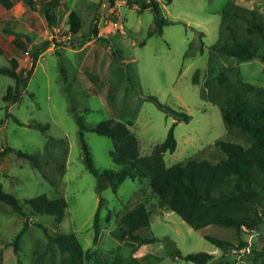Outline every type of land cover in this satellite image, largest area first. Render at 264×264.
<instances>
[{"label": "rangeland", "instance_id": "374dc122", "mask_svg": "<svg viewBox=\"0 0 264 264\" xmlns=\"http://www.w3.org/2000/svg\"><path fill=\"white\" fill-rule=\"evenodd\" d=\"M158 2L168 23L161 34L152 36H147L153 25L152 11L129 6L125 0H34L32 5L14 0L11 8L0 5V66H10L9 60L15 58L18 71L32 69L18 99L11 103L3 100V94L8 85L14 84V78L0 74L2 188L19 200L39 194L49 198L61 195L66 200L62 216L33 212L29 204L24 205L29 225L17 241V253L13 241L26 216L0 201V264H61L64 254L54 243L46 246V236L37 224L48 227L53 234L74 233L82 248L91 250L86 264L102 260L118 264H192L171 257L168 249L173 247L165 246V238L174 241L183 254L213 253L210 264H264V217L257 229H244L247 245L224 251L205 239L204 234L226 238L236 245L235 228L211 224L194 229L177 213L158 204L146 176L125 178L114 192L107 180L99 185L97 177L84 165L76 116L86 127L106 118L127 123L142 155L163 141L174 123L176 148L164 152L167 166L187 159H207L212 163L223 159V151L214 144L219 138L247 145V134L239 128L225 132L219 106L203 97L201 89L206 76L213 74V86L206 89L212 98L229 100L237 91L243 99L264 100V91L240 85L249 82L264 87L263 36L248 34L238 18L239 35L252 41L257 56L238 61L210 52L221 27V11L229 2L244 11L257 12L264 28V0ZM45 6L54 14L52 23L45 18ZM70 10L77 11L80 17L77 32L69 29ZM198 31L203 34L200 36ZM221 36L225 37L226 32L222 31ZM102 38L115 43L119 61ZM195 70L198 83L192 82ZM221 70L225 74L219 81ZM149 94L188 113L190 119L176 121L166 115L145 98ZM42 124L48 127L42 129ZM83 138L96 167L118 168L110 157L112 141L108 136L85 129ZM7 146L37 153V167L6 150ZM99 199L100 228L93 242V216ZM139 203L148 208L150 224L136 232L142 237L155 236L156 240L141 245L133 239L119 240L111 234L119 215Z\"/></svg>", "mask_w": 264, "mask_h": 264}, {"label": "trees", "instance_id": "16d2710c", "mask_svg": "<svg viewBox=\"0 0 264 264\" xmlns=\"http://www.w3.org/2000/svg\"><path fill=\"white\" fill-rule=\"evenodd\" d=\"M29 5L34 0H25ZM113 3V0H110ZM169 1V0H167ZM129 6H135L139 10L149 8L153 14V25L147 30V36L161 34L163 26L168 20L162 15L158 0H125ZM14 0H0L4 8H11ZM48 23L54 21V14L48 6L43 8ZM244 23V29L248 34H259L264 37V28L261 16L253 11H244L232 5L230 2L221 11V27L218 38L211 47V53H222L231 56L238 61L251 60L257 56L254 45L249 38L241 37L237 28V19ZM68 25L71 32H77L81 27L79 14L70 10ZM97 35L95 26L92 28ZM222 31L226 36L222 37ZM200 36L202 31H198ZM113 48V55L119 61V52L115 43L109 38H102ZM202 43V39H200ZM199 52H203L200 45ZM36 54L32 56L35 60ZM10 66H0V74H6L14 78V84L7 86L3 100L11 103L18 99L20 88L30 77L32 69L25 73L17 70V61L11 58ZM221 70L217 76L220 81L224 77ZM213 74H208L202 83L201 95L216 103L221 112L225 125V132L234 127L247 134V145L236 141L219 138L215 140V146L223 151L224 158L212 163L207 159H187L184 163L165 164L163 155L165 151H173L176 148V139L173 135V125L169 127L163 141L153 146L149 154L142 155L139 152V144L135 134L127 123L114 118H106L95 126L86 127L79 116H76L79 125V135L84 150L83 160L85 167L97 177L98 184L107 180L111 189L116 192L119 183L125 178L136 179L142 176L148 178L150 190L157 197L158 204L165 209L177 213L189 226L201 229L211 224L233 227L236 230L238 243L226 238L205 233L204 238L216 247L227 251L233 247L236 249L247 245L243 238L244 229H257L263 222L264 211V100L249 101L243 99L237 91L230 99H219L207 94L209 86H213ZM192 82L198 83V70L192 75ZM248 89L264 91V87L256 86L249 82H241ZM219 91L217 88H215ZM211 96V97H210ZM147 100L156 104L166 115H172L176 121H188L190 115L180 109L174 108L160 101L155 95H146ZM19 122L17 118H15ZM46 129L48 124L40 125ZM89 129L101 135L108 136L112 141L110 157L118 165L117 169H100L92 163L90 152L83 138V131ZM47 144L45 145V147ZM6 150L13 151L17 156L24 157L37 167L39 155L29 153L11 146ZM0 201L5 202L14 210L26 216L21 229L17 232L13 241V250L17 253V241L29 225V218L24 205L29 204L33 212L47 213L62 216L66 206L63 196L49 198L46 194L19 200L12 193L6 192L0 182ZM101 199L93 216V242L97 241L100 228ZM150 224V212L148 208L139 203L122 212L117 220V226L111 230V234L119 240L133 239L137 245L154 242L155 236L142 237L136 231ZM43 229L46 236V246L54 243L59 252L64 254L61 264H86L90 258L91 250L82 248L74 233L53 234L48 227L37 224ZM164 244L169 248L171 257L190 261L192 264H210L214 258L213 253L206 251L188 252L183 254L174 241L165 238ZM18 264H22L18 261ZM97 264H118L116 261H99ZM124 264H133L128 261Z\"/></svg>", "mask_w": 264, "mask_h": 264}, {"label": "built area", "instance_id": "2783aa9c", "mask_svg": "<svg viewBox=\"0 0 264 264\" xmlns=\"http://www.w3.org/2000/svg\"><path fill=\"white\" fill-rule=\"evenodd\" d=\"M113 24L116 25V26H120V24L115 22V21H113Z\"/></svg>", "mask_w": 264, "mask_h": 264}]
</instances>
